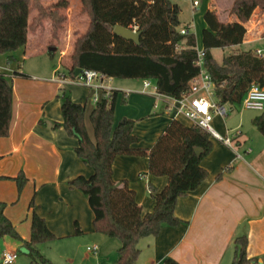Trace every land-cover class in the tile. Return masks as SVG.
<instances>
[{
	"label": "crops",
	"instance_id": "crops-1",
	"mask_svg": "<svg viewBox=\"0 0 264 264\" xmlns=\"http://www.w3.org/2000/svg\"><path fill=\"white\" fill-rule=\"evenodd\" d=\"M232 2L220 8L218 0H207L206 10H214L221 22L235 21L236 17L230 14ZM177 4L182 11L184 5ZM189 6L192 7L191 3ZM254 12L256 10L246 25L242 43L224 49L230 53L236 48L264 52V47H256L257 43L264 41V19L254 21ZM261 15H264V10ZM88 23L89 20L87 27ZM45 25L47 28L43 34ZM189 25H180V28H189ZM50 27V20H43L34 31L28 32L25 45L0 54V73L11 76L18 71L25 74V77H13L9 133L6 137H0V202L5 204L3 213L21 239L28 240V202L35 190L33 210L56 236L54 240L39 245L41 254L47 256L52 264H77L78 255L74 246L80 247L90 242L97 250L95 253L89 252L87 247L90 246L87 245L83 261H91L90 264H115L119 240L95 232L93 213L87 200L82 193L67 185V181L76 176L88 177L92 170L73 153L76 138L68 135L60 126L52 127L54 122L62 121V95L69 96L74 102L84 103L85 113L89 116L93 106L88 109V102L94 105L105 91L69 83L60 85L54 81V76L63 71L57 69L50 70L47 67L43 70L42 67L45 77H30L19 69V61L24 57L45 48L49 52L60 48L61 56L66 59L63 67L68 72L67 60L74 41L87 27L78 35H74L76 30H60L56 41L51 38ZM195 39L196 47L202 49L201 32L200 39L196 36ZM2 59H5L4 63ZM36 72L42 73L41 70ZM67 77L72 78L70 75ZM144 80L141 79L140 89L127 80L113 81L106 86L104 78L103 85L107 91H117L114 123L123 118L133 120L132 133L139 139V146L150 148L173 119L184 125L192 123L178 112L177 102L155 100L148 94L147 91H151L155 83L149 80L151 87L145 89ZM215 117L224 123L223 117L217 114H214L212 121ZM237 128L238 124L232 129L221 127L220 133L217 132L221 137L230 138L229 146L212 138V150L201 160L207 177L196 190L177 199L174 215L183 222L178 227H162L157 236L140 239L135 264H162L166 256L179 264H229L234 257L233 240L238 236L247 238V258H254V264H264V137L253 128L247 132ZM239 128H243L242 125ZM86 130L90 137L87 126ZM19 171L27 178L20 195L12 179ZM112 178L116 183L126 180L135 192V200L143 213L150 212L154 206L148 185L161 190L167 183L166 176L148 173L146 157L129 155L115 157ZM75 225L80 229L78 234L75 233ZM48 244L51 245L50 251H47ZM67 244L70 246L64 255L59 247L65 249ZM16 245L17 242L8 237L1 238L0 261L3 251L16 253ZM89 253L95 256L89 257ZM12 264H30L27 252H20Z\"/></svg>",
	"mask_w": 264,
	"mask_h": 264
},
{
	"label": "trees",
	"instance_id": "trees-1",
	"mask_svg": "<svg viewBox=\"0 0 264 264\" xmlns=\"http://www.w3.org/2000/svg\"><path fill=\"white\" fill-rule=\"evenodd\" d=\"M81 9L89 19L84 33L74 41L68 57L67 74L75 70H92L104 78L149 79L160 94L174 99L190 90L191 80L199 74L196 39L188 32L180 34V6L173 0H80ZM67 6L58 0L52 7L40 0H0V54L12 52L27 41L28 32L34 31L43 20H50L51 38L58 40L66 16L60 13ZM257 8L264 9V0H233L230 14L237 20L221 22L214 10L203 14L205 28L201 31L204 67L213 83V100L219 105H240L251 84L264 89V52L236 48L217 62L211 54L214 48L238 46L246 34L248 20ZM32 11L35 15L29 22ZM116 25L139 32L138 44L113 33ZM264 35V31L262 33ZM54 46V45H52ZM10 61V58H8ZM65 74V73H64ZM25 77L15 71L8 76L0 73V137L9 133L11 119L13 77ZM95 102L89 113L93 140L85 124V104L74 102L62 95L60 111L62 121L52 127H62L76 138V156L92 173L88 177L76 176L68 181L71 188L80 191L93 213L95 232L116 238L120 242L115 264H135L140 239L157 236L162 227H178L183 221L174 215L177 199L196 190L207 177L201 160L212 150V137L194 124L184 125L173 119L150 148L139 146L132 133L134 121L123 118L114 123L116 90H109ZM264 137V108L252 119ZM201 151L196 154L195 149ZM146 157L148 173L166 176L167 183L157 190L148 185L154 200L150 212L143 213L135 200V192L126 180L116 183L112 178V164L116 156ZM13 180L17 191L22 190L27 178L19 171ZM5 204L0 202V239L7 236L20 241L27 250L30 264H52L39 250V245L56 236L47 228L44 219L30 210V236L22 240L10 220L4 215ZM75 233H80L75 225ZM247 238L233 240L234 257L229 264H254L246 256ZM162 264H179L166 256Z\"/></svg>",
	"mask_w": 264,
	"mask_h": 264
},
{
	"label": "rangeland",
	"instance_id": "rangeland-1",
	"mask_svg": "<svg viewBox=\"0 0 264 264\" xmlns=\"http://www.w3.org/2000/svg\"><path fill=\"white\" fill-rule=\"evenodd\" d=\"M57 1L58 0H40V2L44 6H47V7H52L53 4L56 3ZM66 1H67V6L65 8L60 9V13H62L66 16V21L63 24L62 30L66 29V30H69V32H70V30H76L74 35L75 34L78 35V32L85 30V28L87 27V22L89 19H88L87 15L81 9L80 0H66ZM173 1L177 2V3H182L184 5V8L182 9V11H180V15H179L180 25H184V24L187 25V23H190V25H189L190 32L192 34H194L197 39H200V32L202 31L203 28H205L204 27L205 26L204 20H203V13L205 12L206 7H207V0H198L199 4L194 9L189 6L191 3V0H173ZM230 1L231 0H222V1L218 0V5L220 8H222L223 6H226ZM255 10H256V12H254L253 20L254 21L256 19L260 20L261 18L263 20L264 15H261V11H263L264 9L257 8ZM35 13H36L35 11L31 12V14L29 15V18H28L29 22L31 21V19L35 15ZM262 24H264V21H262ZM46 28H47L46 25L42 28L43 34L45 33ZM41 38H44V37H41ZM35 40H36L35 43H37V38H35ZM31 41H33L32 38H31ZM61 44H59V45H61ZM256 47H261V48L264 47V41L257 43ZM47 49L48 48H45V50H43V51H37L36 53H33L32 55L24 57V59H21L19 61V65H20L19 69L21 71H24V73L30 75V77H32L33 75H42L43 77H45L44 71L42 72V67L44 68L43 70H45L47 67L50 68V70L57 69V70L63 71L61 73H65L67 75V71L63 67V63L66 61V59L63 56H61L60 48H57V50H54L52 52H49ZM229 53L230 52L224 48H214L211 50V54L217 62H221L222 57L224 55H228ZM2 60L4 63L5 59H2ZM38 70H41L42 73L41 74L37 73L36 71H38ZM117 80H127L128 82H131V84H134V86H136L137 89H140L141 85H142L141 79H118V78H110V79L105 78V84L107 86L111 82L117 81ZM92 106H94V105H92L91 102H88V109ZM229 107H230L229 105H226V108L229 111H228L227 116L223 117L224 123L217 117H215L213 119V121L211 122V126L216 132L220 133L221 127H223V128L227 127L228 129H232L237 124H238L237 129H240L243 132L244 131L247 132L249 129H252V128L257 130L256 127L254 126V124L252 123V119L255 116H257L258 114H260V111L244 109L241 105H235L231 108H229ZM212 115L214 117V113H212ZM84 124L87 126V128L89 130L90 137L93 139L92 126H91V123L89 121L88 114H86V113H85V117H84ZM241 125L243 128H239ZM212 142H213V139H212ZM73 153L75 154L74 150H73ZM88 168H90V167L88 166ZM68 181H67V185L69 186ZM26 183H27V180H26L25 184ZM25 184L23 185L22 190H23ZM15 187H16V183H15ZM69 188H71V187L69 186ZM16 189H17V187H16ZM71 189L77 190L76 188H71ZM22 190L20 192L17 191L18 195H20ZM77 192L81 193L78 190H77ZM34 193H35V190L32 191L31 196H30V200L33 198ZM30 200H29V202H30ZM29 202H28V204H29ZM21 223H23V221ZM5 237H7V236H5ZM8 238H10V237H8ZM10 239H12V238H10ZM12 240H14V239H12ZM14 241L17 242L16 246H17L18 252L16 251V256L19 255L20 252H23L26 254L27 250L23 247L22 243L20 241H17V240H14ZM49 244H51V243H49ZM49 244L47 247V251L51 250V248H50L51 245H49ZM87 245L91 246V243L90 242L86 243L83 246L81 245L80 247L74 246L76 249V254L78 255L77 256V262L78 263L76 262L77 264H90L91 263V261H88L86 259H85V261L82 260L86 254L85 249H86ZM69 246L70 245L67 244L65 249L60 246L59 250L61 252H64L63 254L65 255V253L68 251ZM54 251L56 252V248L54 249ZM114 254L115 253L112 251V255H114ZM57 255H62V254L57 253ZM43 256L46 259H48L47 256H45V255H43ZM88 256L94 257L95 255H93L92 253H89ZM117 258H118V256H117ZM116 261H117V259H116ZM92 262H93V260H92Z\"/></svg>",
	"mask_w": 264,
	"mask_h": 264
},
{
	"label": "built area",
	"instance_id": "built-area-1",
	"mask_svg": "<svg viewBox=\"0 0 264 264\" xmlns=\"http://www.w3.org/2000/svg\"><path fill=\"white\" fill-rule=\"evenodd\" d=\"M199 4L198 0H191L192 8H195ZM187 27H181L179 29L180 34H187L189 32ZM132 30H136L134 27ZM258 55H262L261 50H256ZM197 65L199 66V74L195 76L190 82V90L179 99H174L169 96L160 94L156 86H152L149 80L143 81V87L146 89L151 87V91H147L148 94L155 99H165L177 102L179 105L178 112H180L186 119L192 124L196 125L212 138L222 141L226 145H230V138L221 137L211 126L212 113L221 117H225L228 114L226 105H219L213 100V83L209 78V75L204 67V51L196 47ZM104 77L92 70H81V72L72 78H68L64 73H57L54 76V81L60 85L69 83L81 85L87 88H98L105 91L107 95L108 91L103 85ZM244 109L262 111L264 108V89L260 88L256 84H251L246 91L244 98L240 104ZM231 108V107H229ZM97 247L95 245L87 247V251L95 253ZM16 258L15 252L3 251L1 254V264H12Z\"/></svg>",
	"mask_w": 264,
	"mask_h": 264
},
{
	"label": "water",
	"instance_id": "water-1",
	"mask_svg": "<svg viewBox=\"0 0 264 264\" xmlns=\"http://www.w3.org/2000/svg\"><path fill=\"white\" fill-rule=\"evenodd\" d=\"M113 33L115 35L120 36L123 39L130 40L136 44H138V42H139V32L136 30H132L130 28H126V27H122L120 25H116L113 28ZM51 49H53V48H51ZM81 70L82 69L77 68L75 70V75H78L81 72ZM200 151L201 150L199 148L195 149L196 154H199Z\"/></svg>",
	"mask_w": 264,
	"mask_h": 264
}]
</instances>
